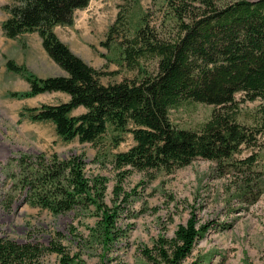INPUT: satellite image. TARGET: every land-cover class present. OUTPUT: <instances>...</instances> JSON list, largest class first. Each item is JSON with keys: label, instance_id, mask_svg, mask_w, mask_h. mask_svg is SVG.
I'll return each mask as SVG.
<instances>
[{"label": "trees", "instance_id": "obj_1", "mask_svg": "<svg viewBox=\"0 0 264 264\" xmlns=\"http://www.w3.org/2000/svg\"><path fill=\"white\" fill-rule=\"evenodd\" d=\"M148 1L153 9L140 0H121L98 41L105 52L97 55L105 64L133 73L106 84L100 77L117 70L93 68L54 31L55 26H70L73 12L84 8L87 0H11L3 5V36L25 48L21 36L36 33L43 52L63 72L39 77L23 63L6 58L5 70L27 84L24 91L8 95H67L66 101L24 107L18 116L51 122L66 142L95 145L105 138L115 148L122 134L130 133L133 144L109 160L118 183L131 171L150 180L154 171L170 172L200 158L212 162L221 174L234 176L238 197L254 202L260 187L255 189L259 182L249 174L256 154H238L243 148L259 147L264 136V0ZM236 93L242 100L258 101L248 122L240 119ZM193 103L211 107L198 128H182L169 119L170 109ZM79 107L83 111L73 115ZM5 164L3 187L9 183V190L22 201L51 216L70 211L82 218L94 216L95 223L84 237L69 233L76 238L71 239L76 241L75 251L63 245L59 232L46 245L18 243L0 234V264H42L47 255H54L57 264H84L80 252L94 245L100 248L99 264H124L117 249L126 244L132 224L119 223L121 218H135L129 207L134 189L125 192L116 184L106 203V178L86 176L81 154L61 159L55 154H18ZM13 199L4 194L2 207L10 210ZM210 225L198 224L190 211L170 238L158 236L150 247L138 249L137 264H184Z\"/></svg>", "mask_w": 264, "mask_h": 264}, {"label": "rangeland", "instance_id": "obj_2", "mask_svg": "<svg viewBox=\"0 0 264 264\" xmlns=\"http://www.w3.org/2000/svg\"><path fill=\"white\" fill-rule=\"evenodd\" d=\"M11 0H0V22L5 18L2 6ZM226 3L230 0H216ZM121 0H87V5L73 12L70 26H57L55 32L72 52L95 69L117 70L112 75L100 77L103 84L131 78L133 73L124 68L117 69L106 63L97 52H105L98 45L107 25L112 21ZM143 7L152 8L148 0H140ZM23 48L16 40L7 39L0 29V234L18 243L36 241L46 245L55 232L64 236L62 243L75 251L74 235H87V228L95 223L94 216L79 217L78 213L51 216L48 211L22 201L20 195L9 190V183L3 187V168L12 156L18 154L36 155L45 158L55 154L65 158L69 154H81L85 161L86 176L100 175L106 178L104 200L109 203L112 187L119 185L131 195L130 210L135 218L119 224L131 223L126 244L117 249L124 264H137L138 249L150 247L158 236L170 238L176 226L184 224L190 211L195 214L198 224L211 223L203 238L193 247L184 264H264V136L260 137L253 149L243 148L239 157L254 151L256 159L249 174L260 193L254 202L238 197L236 179L231 174H221L214 164L204 159H194L188 165L170 172L154 171L152 179L146 174L131 171L123 180L116 182L115 171L109 162L114 152L125 151L133 144L130 133H123L121 142L112 148L105 138L97 144L80 143L76 139L62 141L49 121H30L18 113L25 107L40 104H54L67 100L61 92L42 93L30 98H17L9 92H22L26 82L16 74L5 70L6 58L17 64L23 63L33 74L44 77L63 72L46 56L41 48L35 47V35L21 36ZM93 47V48H92ZM241 108L240 119L248 122L258 101L242 100L236 93ZM211 107L201 103L182 105L169 110V119L179 127L196 129L208 117ZM81 107L72 114L82 112ZM9 186V187H8ZM257 189V190H258ZM7 192V193H5ZM13 199L10 210L2 207L3 195ZM243 199V200H242ZM86 215V214H85ZM75 238V240H71ZM100 248L80 252L84 264H99ZM42 264H57L54 255H47ZM107 264H113L108 262Z\"/></svg>", "mask_w": 264, "mask_h": 264}, {"label": "crops", "instance_id": "obj_3", "mask_svg": "<svg viewBox=\"0 0 264 264\" xmlns=\"http://www.w3.org/2000/svg\"><path fill=\"white\" fill-rule=\"evenodd\" d=\"M57 26H55L54 27V31H55V28H56ZM56 33V32H55ZM30 34H34L35 35V47L36 48H41V46H40V40H39V38H38V36L36 35V33H30ZM57 34V33H56ZM58 36V35H57Z\"/></svg>", "mask_w": 264, "mask_h": 264}]
</instances>
